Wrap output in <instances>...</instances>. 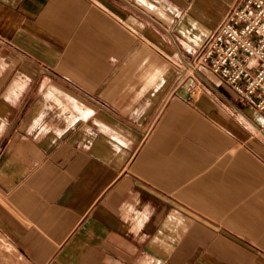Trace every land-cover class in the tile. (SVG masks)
Masks as SVG:
<instances>
[{
  "label": "crops",
  "instance_id": "1",
  "mask_svg": "<svg viewBox=\"0 0 264 264\" xmlns=\"http://www.w3.org/2000/svg\"><path fill=\"white\" fill-rule=\"evenodd\" d=\"M235 0H0V264H264V113L177 65Z\"/></svg>",
  "mask_w": 264,
  "mask_h": 264
},
{
  "label": "built area",
  "instance_id": "2",
  "mask_svg": "<svg viewBox=\"0 0 264 264\" xmlns=\"http://www.w3.org/2000/svg\"><path fill=\"white\" fill-rule=\"evenodd\" d=\"M188 66L209 71L241 104L264 113V0H235ZM258 133L264 135V124Z\"/></svg>",
  "mask_w": 264,
  "mask_h": 264
},
{
  "label": "rangeland",
  "instance_id": "3",
  "mask_svg": "<svg viewBox=\"0 0 264 264\" xmlns=\"http://www.w3.org/2000/svg\"><path fill=\"white\" fill-rule=\"evenodd\" d=\"M200 48L198 49V52ZM197 53L195 57L192 58L191 60L180 62L177 65L179 82H184L186 79H193L194 81V84H192L190 87V94L193 98H197L201 94V88H202L200 84V79L197 77V75L193 71H191L190 67L188 66L189 64L194 65Z\"/></svg>",
  "mask_w": 264,
  "mask_h": 264
}]
</instances>
